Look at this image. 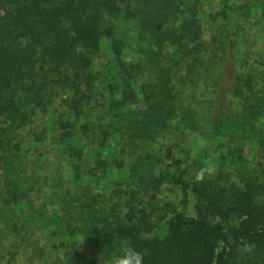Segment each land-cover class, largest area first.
Here are the masks:
<instances>
[{
    "label": "trees",
    "instance_id": "1",
    "mask_svg": "<svg viewBox=\"0 0 264 264\" xmlns=\"http://www.w3.org/2000/svg\"><path fill=\"white\" fill-rule=\"evenodd\" d=\"M258 38L264 0H0V264H264Z\"/></svg>",
    "mask_w": 264,
    "mask_h": 264
},
{
    "label": "clouds",
    "instance_id": "2",
    "mask_svg": "<svg viewBox=\"0 0 264 264\" xmlns=\"http://www.w3.org/2000/svg\"><path fill=\"white\" fill-rule=\"evenodd\" d=\"M204 171L201 170L196 174V180L201 181L204 179ZM209 173L211 170H207ZM101 264H103V253L99 257ZM111 264H143V255L138 252L131 245H128L122 249V254L112 258Z\"/></svg>",
    "mask_w": 264,
    "mask_h": 264
},
{
    "label": "rangeland",
    "instance_id": "3",
    "mask_svg": "<svg viewBox=\"0 0 264 264\" xmlns=\"http://www.w3.org/2000/svg\"><path fill=\"white\" fill-rule=\"evenodd\" d=\"M258 45L260 46V48H264V39L263 38H258ZM193 141H195V137L190 138L188 144L191 145Z\"/></svg>",
    "mask_w": 264,
    "mask_h": 264
}]
</instances>
